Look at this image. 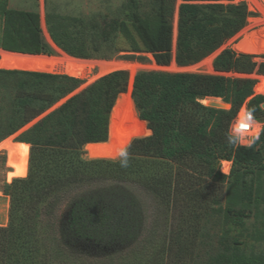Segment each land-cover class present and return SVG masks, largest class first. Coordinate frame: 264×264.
Returning a JSON list of instances; mask_svg holds the SVG:
<instances>
[{
    "label": "trees",
    "instance_id": "obj_1",
    "mask_svg": "<svg viewBox=\"0 0 264 264\" xmlns=\"http://www.w3.org/2000/svg\"><path fill=\"white\" fill-rule=\"evenodd\" d=\"M8 1L0 0V48L53 56L39 14L9 9ZM219 1L183 0L179 66L196 64L214 53L254 15L245 3L199 4ZM172 11L160 0L155 28L133 13L130 24L103 17L82 22L78 31L51 35L59 48L82 60L113 59L119 53L115 41L121 36L132 52L152 53L158 65L168 66ZM260 57L225 50L213 67L219 73L264 76V62L255 61ZM129 71L130 86L128 72L116 71L72 95L82 80L0 69V142L60 104L19 138L31 146L30 170L27 178L5 186L11 206L8 226H0L1 264H97L95 257L90 259L93 245L109 253L117 246L131 248L124 251L126 257H107L106 263L98 264H238V241L222 236L214 242L203 228L177 219L156 246L151 240L156 229L140 216L136 204L124 191L106 186H138L174 211H193L203 200L201 188L207 179L215 185L226 181L218 169L221 161L232 162V173L248 166L263 169L264 128L251 147L239 145L230 131L245 104L255 120L264 118V96H254L257 80L162 72L135 77L137 70ZM220 98L232 105L230 111L202 104L226 106ZM84 149L90 159L84 157ZM125 151L126 165L121 157ZM228 212L240 221L247 217L241 210ZM180 234L190 239L182 243ZM81 246L86 253L75 261L70 252ZM129 254L137 256L133 262Z\"/></svg>",
    "mask_w": 264,
    "mask_h": 264
},
{
    "label": "rangeland",
    "instance_id": "obj_2",
    "mask_svg": "<svg viewBox=\"0 0 264 264\" xmlns=\"http://www.w3.org/2000/svg\"><path fill=\"white\" fill-rule=\"evenodd\" d=\"M165 1L168 6L173 7L172 17L170 19L173 27L171 51L172 59L171 63L168 66L158 65L152 53L145 51L140 53L132 52L128 42L121 36H118L115 41V47L119 49V53L113 59H90L86 61L122 63L123 66L119 71L128 72L130 77L129 86L131 82V72L129 70H137L135 77L138 73L141 72H162L171 74L190 73L217 75L230 78H250L257 80V85L264 84V76L256 74L248 76L233 73H219L216 72L213 67L215 59L223 51L231 50L238 54L239 52H243L245 45L248 42V35L264 29V0H255L256 3L249 0H242L240 2H237L236 0H221L219 2L199 3L224 5L245 3L248 7V10L254 15L248 19L247 26L236 36L226 41L218 50H216L205 59L189 66H179L176 62L179 10L180 6L184 4V2L183 0ZM8 7L9 9L13 10L32 11L39 14L43 38L54 51V55L50 57L62 58L64 56H67L73 59H77L68 55L54 43L51 35L52 31L56 32L57 34H62L65 31H78L83 24L82 22L90 24L93 21H100L103 17H106L110 20L119 19L130 24L133 13L139 14L142 20L147 25H149L151 28H155L159 23L158 15L160 10V0H9ZM260 56L262 57L255 58V61L258 63L264 62V56ZM94 73H97V70H94ZM82 82L83 84L81 85V87L72 95L81 92L94 83H91V81L88 80H82ZM88 82L91 84H89ZM129 86L127 92L124 94H127L129 92ZM254 92V96H264V92H257L256 88L254 89ZM220 99L226 106L221 107L220 105H216L217 107H214L210 106L209 104H204L203 102L202 104L215 109L230 111L232 109V105L225 102L222 98ZM59 105L55 106L45 115L41 116L33 123L27 125L8 138H12L15 142L23 143L19 141L20 136L48 113L54 111L57 107H59ZM246 107L247 104H245L241 108L238 113V115L240 114L238 122L236 126H234L235 119L233 120L230 131L233 136H237L239 145L251 147L260 140V136L264 128V118H262V120L255 121L262 127L260 134L254 135L253 133H255L256 129L252 125L241 120ZM238 115L236 116V118L238 117ZM239 124H243L245 127L249 128H251L252 126L253 129L248 132L238 133L237 131ZM245 134L247 136L246 140L244 141L243 136ZM8 138H6L5 140H7ZM5 140H3L2 142H4ZM259 146L260 145H258V147ZM84 152V157L86 159H90L85 149ZM7 159V152L1 151L0 226L2 227H6L9 224V211L11 206L10 197H7L4 192L5 186L7 184H12L15 180H17L15 179L12 182H7L6 175L10 171V167L7 164ZM111 159L115 158L111 157ZM223 162L224 161H221L219 163L218 169L222 174L226 175V181L221 183V185H215L211 179H207L203 184V187L201 188L202 191L205 189L203 191V200L202 202H200L199 206L194 208L195 210L193 211L191 209H184L181 212L174 211L173 207H169L163 204L160 199L156 198L154 195L138 186L134 187L132 185H122L120 188H118L112 184H108L109 186H106V188L124 191L129 200L132 203L136 204V208L140 213V216L143 219H146V222L150 224V227H154L156 229L153 233V237L151 238L153 244H155L156 246H160V244L164 242V239L168 237L171 227L177 219L178 222H182L186 225L193 224L203 228L208 234H210L214 242L219 241L222 236H229L230 238L238 241V264H264V167L263 169H261L256 166H248L241 168L240 171L236 173H232L233 164L231 161H228L230 163V169L228 172H223ZM28 164L30 170V151ZM213 184L215 185V188L212 187ZM213 189L216 190L214 191L215 193L211 192V190ZM209 194L210 196L208 197ZM230 208L245 212L247 217L241 221L233 218L228 212ZM65 214H67L66 211ZM63 219H66V217H64ZM187 235L180 234L179 237L182 243L185 242L186 239H190V237ZM128 248L131 249L130 247L122 248L117 246L115 252L109 253L110 251L106 248L100 247L98 245H93L91 249L92 255L90 259L92 260V258L95 257V260L98 263L103 261L106 263L105 259L107 257H126L124 255V251H128ZM86 250L87 249L85 248V246H81L75 248L70 252V254L73 260L81 261V257H83V255L86 253ZM135 257H137L135 256V254H129L127 256V258L130 259V262H133L132 260H134Z\"/></svg>",
    "mask_w": 264,
    "mask_h": 264
},
{
    "label": "bare ground",
    "instance_id": "obj_3",
    "mask_svg": "<svg viewBox=\"0 0 264 264\" xmlns=\"http://www.w3.org/2000/svg\"><path fill=\"white\" fill-rule=\"evenodd\" d=\"M236 1L240 2L242 0ZM249 1L256 3L255 0ZM243 53L252 56L264 55V29L248 35V42L245 45ZM122 66L123 64L120 62H92L77 60L67 56L62 58L28 56L23 54L8 53L0 49V69L54 74L58 68H62L65 70V75L77 79L88 80L91 81V83L97 81L101 77L121 70ZM94 70H97V73H94ZM255 88L257 92H264V84H258ZM241 120L248 123L244 115ZM248 124L252 125L256 129L255 133H253L254 135L260 134L262 126L259 123L252 122ZM240 126H242L243 130L249 128L245 127L243 124H239L238 131L236 129L237 132H248L241 131ZM246 136V134L243 136L244 141L246 140ZM1 151L7 152V164L10 167V171L6 175L7 182H12L15 179L26 178L29 172L28 161L30 145L15 142L12 138H8L4 142L0 143V152ZM229 169L230 163L228 161H224L223 172H228Z\"/></svg>",
    "mask_w": 264,
    "mask_h": 264
},
{
    "label": "built area",
    "instance_id": "obj_4",
    "mask_svg": "<svg viewBox=\"0 0 264 264\" xmlns=\"http://www.w3.org/2000/svg\"><path fill=\"white\" fill-rule=\"evenodd\" d=\"M240 115V114H239ZM239 115L237 118H235V121H234V126H236L237 122H238V118H239ZM244 117L245 119L247 120L248 123H252V122H255L256 120L253 118V115L248 111V108L246 107L245 110H244ZM237 129V128H236ZM240 130L241 131H251L252 130V126L251 128H247L246 130H243L242 126H240ZM239 133V132H238ZM235 137H237L236 135H234Z\"/></svg>",
    "mask_w": 264,
    "mask_h": 264
},
{
    "label": "water",
    "instance_id": "obj_5",
    "mask_svg": "<svg viewBox=\"0 0 264 264\" xmlns=\"http://www.w3.org/2000/svg\"><path fill=\"white\" fill-rule=\"evenodd\" d=\"M7 52V51H5ZM8 53H13V52H8ZM13 54H20V53H13ZM23 55H27V54H23ZM28 56H42V55H28ZM47 57H50V56H47ZM54 74H60V75H65V70L62 69V68H58V70L55 71ZM107 76V75H106ZM102 78V77H101ZM215 107V106H214ZM262 108L264 109V104L262 105ZM113 114V113H112ZM111 121H112V118H111ZM110 128H111V124H110ZM109 140H110V134H109ZM108 140V141H109Z\"/></svg>",
    "mask_w": 264,
    "mask_h": 264
},
{
    "label": "clouds",
    "instance_id": "obj_6",
    "mask_svg": "<svg viewBox=\"0 0 264 264\" xmlns=\"http://www.w3.org/2000/svg\"><path fill=\"white\" fill-rule=\"evenodd\" d=\"M121 155H122V157H124L122 163L126 165V163H127V152L125 151V152L121 153Z\"/></svg>",
    "mask_w": 264,
    "mask_h": 264
}]
</instances>
